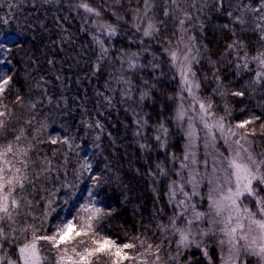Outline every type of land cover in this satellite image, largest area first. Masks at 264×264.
<instances>
[{"label": "trees", "instance_id": "trees-1", "mask_svg": "<svg viewBox=\"0 0 264 264\" xmlns=\"http://www.w3.org/2000/svg\"><path fill=\"white\" fill-rule=\"evenodd\" d=\"M86 1L100 15L79 8L82 0L51 3L0 0V40L13 50L10 57L13 65L1 67L2 71L11 67L8 75L15 81L14 91L3 99L7 110L0 107V111L9 113L0 118L7 121L9 129L0 133V144L11 140L14 147L30 148L31 158L38 159V163L51 161L48 165L51 179L45 187L55 191V196L41 191L30 197L34 203V210L29 209L32 215L22 213L17 218L20 222L10 226L16 229L12 235L19 237L16 246L26 238L31 239L34 229L40 230L38 235L46 234L60 222L59 217H76L79 204L86 202L88 190L92 189L97 193L96 206L106 213L94 226V231L99 232L95 238L135 244L136 249L126 250L135 255L143 253L150 242L161 243L157 225H167L171 217L184 211L178 206V200L184 199L179 192L181 177L175 174L182 172L183 159L182 138L173 126L176 80L163 54L181 34L195 37L192 43L197 52L195 74L200 96L235 129L238 122L260 115V121L247 126V132L254 133L247 135V139L256 150H264V86L257 91L252 87L242 88L250 84L256 72L262 71L251 58L264 52V41H260V31L253 25L242 30L239 23H233L240 15L238 10L234 11L237 5L259 7L261 0H195L194 5L192 0H180L179 15L182 17L187 11L192 16L191 22L185 23L187 32L168 20L166 28L160 26L159 36L148 38L117 19L128 12L131 17L137 7L143 9V0H120L119 4L116 0ZM230 11L231 19L227 15ZM153 16L157 20L165 19L162 3L146 18ZM224 24H229V28H224ZM109 25L116 29L115 35H109ZM233 40L242 41L245 47L238 44L226 51L227 44ZM101 45L108 52L98 59ZM4 58L9 57L5 54ZM246 62L248 68L242 67ZM152 63L159 66L152 68ZM238 64L241 67L237 68ZM237 90H245V96H232ZM142 93H147L143 99ZM17 94L22 99L20 104L14 103ZM161 121L168 130L167 136L162 129L158 131ZM21 128L24 136L17 142L14 137L20 135ZM237 130L245 132V129ZM157 135L166 142L163 148L155 139ZM50 138H67L69 144L53 145L48 142ZM85 161L91 165V171L82 170ZM157 164L165 169L167 176L160 175ZM92 176L98 178V184L89 179ZM183 177L186 179L184 174ZM173 181L177 182L176 199L169 192ZM62 183L75 188L63 189ZM184 190L187 191L186 185ZM40 196L56 200L53 207L57 212L51 217L44 216L45 200ZM186 219L184 211V219L178 221V226L184 227ZM24 227L27 233L20 232ZM178 238L168 232L163 247L170 254H176ZM79 239L85 241L79 246L81 250L85 246L94 247L91 235ZM40 243L42 255L49 257L46 264H53L58 253L49 250L46 242ZM5 251L14 253L11 244L0 249L1 255ZM180 252L207 264L193 247L181 248ZM99 264L112 262L104 257Z\"/></svg>", "mask_w": 264, "mask_h": 264}, {"label": "snow or ice", "instance_id": "snow-or-ice-1", "mask_svg": "<svg viewBox=\"0 0 264 264\" xmlns=\"http://www.w3.org/2000/svg\"><path fill=\"white\" fill-rule=\"evenodd\" d=\"M45 3L54 2V0H44ZM193 5L195 0H192ZM119 4L120 0H116ZM162 3V11L165 19L157 20L155 16L152 19H148L146 26L143 27L144 37H156L161 34V27L166 28L168 20H172L178 29H182L185 33V23H189L192 20V16L184 11L182 17L179 15L182 5L180 0H143V15H140V8L137 7L133 13V20L144 19L149 13H153L156 7ZM231 6V5H230ZM79 8L84 9L88 13H94L100 15V13L91 7L86 2H81L78 5ZM238 10L240 15L236 16L233 23H239L242 26V30H248L246 25H253L254 29L260 31L259 39L264 41V0H261L259 7H250L248 5L239 6L234 8V11ZM198 11H200L198 9ZM258 16H248L247 13H257ZM229 18H233V12H228ZM117 19H123V17H117ZM159 25V26H158ZM224 28H229V24H224ZM109 35H115L116 29L111 25L108 26ZM137 31H141L140 26H137ZM8 39V37H5ZM190 42H195V37H189ZM97 43H100L97 41ZM245 47L243 42L233 40L227 44V50L234 49L238 46ZM12 48L7 47L5 43L0 40V65H13V61L10 58L12 54ZM168 51V49H165ZM108 52L107 48L101 45L98 59H103ZM191 48H188L185 52L179 53L178 51H170V59L176 64L180 65V75L182 77V91H187L189 96H192L195 103L199 104L200 115L199 121L203 125V129L207 131L208 140L205 143V148L211 144L215 147L216 136L214 135V129L223 133L225 129L224 117H220L215 123H209L208 120L215 114L211 111L212 104L201 102L195 97L193 87L200 88L198 83H194L188 78L189 73L192 72L191 67L187 63L189 61V53ZM5 54L9 58H4ZM183 59H180V56ZM246 59V57H240ZM195 59V57H191ZM256 61L262 71L255 73L253 80L249 85L242 86L246 89L252 87L253 91L259 90L261 86H264V52L259 53L257 56L251 58ZM134 67L135 65H130ZM159 65L152 63L151 67L156 68ZM241 65H237V68ZM244 68H248V63L242 65ZM12 68L7 67L6 71H0V107L7 110V105L3 104V99L7 93L14 91V77L8 75ZM130 83V81H125ZM147 84V81L144 82ZM221 95H226V92H221ZM130 95V93H128ZM147 93H142L143 99ZM234 97H244L245 90H237L231 93ZM183 99V97H181ZM14 103H22V99L17 94ZM32 107L35 104L29 101ZM227 112V110H226ZM9 113L7 111H0V118L5 117ZM231 115L230 112L227 113ZM192 120L193 117L189 116L185 110V106L181 104L177 110L175 118L178 121H184L185 118ZM261 116L255 115L251 119L238 122L235 127L237 129H245L244 133H238L232 130L231 125L228 126L227 131L232 136L239 135L241 139H247V135L254 134L247 132V126L253 124L256 121H260ZM30 123V121H27ZM139 123V121H137ZM99 126V125H98ZM42 127H45L42 125ZM163 130L164 136H167L168 130L164 127V122L161 121L158 131ZM8 123L6 120L0 119V133L8 131ZM24 136V129H20V135L14 137L19 142ZM32 139H35L33 137ZM157 142L161 143L163 148L166 142H162V137L157 135L155 137ZM187 139L189 141L182 162L180 164L181 169H189V176L184 179L183 173L177 171L175 174L181 177L179 182V192L183 195L184 199L178 200V206L182 207L184 211L188 210V202L192 197L200 196L201 193L197 191L201 183L207 182V185L211 186L208 192L207 199L209 201V211L207 213L195 210L193 204L191 210L195 213L194 220H187V229L178 226V221L184 219V211L176 213L168 221V224L157 225L160 229V241L161 243H148L143 253L137 252L135 255L130 254L126 250L136 249V245L132 243L118 244L116 241L110 238L96 239L99 235L98 231H94V226L98 221L102 219L106 213L101 207L96 206L97 193L88 190V196L85 198L86 202L79 204L77 210V216L72 219H66L59 217V223L53 226V229L46 234L38 235L39 229H34L31 239H25V242L16 246V241L19 237H14L12 233L16 232L15 228L10 226V223H19L17 219L22 213L32 215L29 209L34 210L33 200L30 198L34 195H39L41 191L48 193L50 196H55V191L45 187L50 182V169L48 165L51 161L44 160L38 163V159L31 158L30 148H17L13 146L11 140H7L5 143L0 144V249H3L5 245L11 244L14 253L10 254L5 251L4 255L0 256V264H46L49 260L48 256L42 255L41 241L46 242L49 246V250H56L58 255L56 256L53 264H99L101 258L111 259L112 264H125L126 261H131L132 264H200L199 259H193L191 256L185 257L180 249H189L195 246L199 250L205 259L208 260V264H212V258L209 256L207 247L202 246L201 242H198L196 236L192 233L191 228L194 226L195 221H201L207 219L209 227L207 230H201L199 236L216 235L220 233L222 237L226 239H220L219 244L229 246V255L223 260V264H247V262H240L242 255L254 256L257 258L258 264H264V153L256 154L249 149L245 148L244 152L246 156L237 151L234 154H230L223 160L217 157H212V170L211 173L207 172L208 159L203 161L205 167V174L200 175L198 169L194 166L199 165L201 162L196 158V143L198 139L195 133V126L189 123ZM49 143L55 145L57 143L69 144L67 138L59 140L57 138H50ZM237 145L240 144V140H236ZM144 147V145H141ZM13 157L14 159H10ZM175 159V157H173ZM19 165V166H17ZM219 166V167H218ZM161 176H167L168 173L160 165H156ZM82 170L91 171V165L85 161L82 165ZM46 173H48L46 175ZM200 179L197 180L196 177ZM95 183H99L98 178L95 176L89 177ZM191 184L193 191L191 193L184 190L185 185ZM177 182L173 181L169 185V192L172 194V199H176ZM63 189H74L75 185L68 183H62ZM31 189V191H29ZM56 191H59L58 189ZM75 192H73V199H76ZM41 200H45L43 205L45 211L44 216L51 217L53 213L57 212V209L53 207L56 203L54 199H47L44 196H40ZM254 201V210L249 207V203ZM83 213V215H81ZM70 214V213H69ZM110 214V213H107ZM74 220L76 221L74 223ZM26 223V221H24ZM219 225V228L215 226ZM27 227L21 228V233H27ZM171 231L174 235H178V240L175 241L177 252L176 254H170L163 247V242L166 239L168 232ZM92 236V245L94 247L85 246L81 250L79 247L85 244L81 237ZM69 245H72L69 249ZM143 246V242L142 245ZM155 248V251H153ZM163 254V255H162Z\"/></svg>", "mask_w": 264, "mask_h": 264}, {"label": "rangeland", "instance_id": "rangeland-1", "mask_svg": "<svg viewBox=\"0 0 264 264\" xmlns=\"http://www.w3.org/2000/svg\"><path fill=\"white\" fill-rule=\"evenodd\" d=\"M83 2L86 0H82ZM89 1V0H88ZM86 3H88L86 1ZM142 8V7H141ZM140 8V9H141ZM124 12V11H123ZM122 12V13H123ZM129 13V12H128ZM126 14V16H119L123 17V19H118V21H121L125 26H127L129 29H132L134 32L136 31L138 34L143 36V27L146 26L147 18L144 19H136L133 20V14L130 17V13ZM134 13V12H133ZM124 14V13H123ZM128 15V16H127ZM140 15H143V9L140 10ZM137 26H140L141 31H137ZM143 38H148L144 37ZM188 48H191V52L189 53V61L187 62L189 66L192 69V72L189 73L188 78L192 80L194 83H198V79L195 74V66L197 63V52L194 48V45L192 42H190L189 37L186 34H181L176 42L165 49H168V51L163 52L165 58L169 62L170 66L173 69L175 80H176V90L174 92L173 96V126L174 129L179 133V136L182 138V156L185 154V149L189 143L187 139V132H188V126L189 123H192L195 126V133L198 139L195 141L196 143V158L201 162L199 165H196L198 171L200 172V175L203 176L205 174V167L203 164V161L205 158L208 159V167L207 172L211 173L212 170V157L215 156L220 160H223L225 157L229 156L230 154H234L235 152L239 151L242 155L246 156L247 153L244 152V149L247 148L249 151H252L256 154L264 153L263 151H258L254 148L253 144L248 139H241L239 135L232 136L228 131V124L225 123V131L221 133L218 130L214 129V135L216 136V140L214 142L215 147H213L211 144L209 147L205 148V143L208 140L207 131L203 129L202 123L199 121L198 117L200 115V109L199 104L195 103L192 96H189L187 91H182L183 85L181 83L182 77L180 75V65L179 63L174 64L170 59V51H178L179 53L185 52ZM191 57H195V59H191ZM180 59H183V56H180ZM0 71H2V67L0 65ZM193 92L195 94V97L200 100L201 102L210 103L208 100L200 96L199 89H196L193 87ZM183 97V99H181ZM183 104L185 106V110L187 111L188 115L193 117L192 120H189L187 117L184 121H178L175 118L176 110L177 108ZM211 111L215 114L213 117H211L208 122L209 123H215L220 116L215 113L213 107ZM233 131L241 133L235 128H232ZM240 140V144L237 145L235 143L236 140ZM219 167V166H218ZM183 174L185 175L186 179L189 176V169H182ZM197 180L200 179L199 176L196 177ZM187 192L191 193L193 191L192 185L187 184ZM209 185H207V182L204 181L201 183L200 187L197 189L201 193L200 196H194L192 197L191 201L188 202V210L185 211L187 215V219L185 220V225L183 228L187 229V220H194L195 213L191 210L192 205H195V210L200 212L207 213L209 211V201L207 199L208 192L210 191ZM200 203L202 205V209H200ZM249 207H252L254 210V201L249 203ZM209 227L207 223V219L201 220V221H195L194 226L191 228L192 233L196 236L198 242L202 243V246L207 247L209 256L212 258V264H223V260L226 259L229 255V246L227 244L220 245L219 240L220 239H226L225 237H222L219 232L216 233V235H209V236H199L198 233L201 230H207ZM216 228H219V225L215 226ZM196 249L195 246H192ZM199 251V250H198ZM200 252V251H199ZM202 259L208 264V260L203 257V254L200 252ZM0 256L1 253H0ZM247 262V264H258L257 258L254 256H247L242 255L240 257V262Z\"/></svg>", "mask_w": 264, "mask_h": 264}]
</instances>
